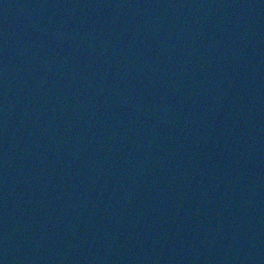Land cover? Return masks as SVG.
<instances>
[{
	"label": "water",
	"instance_id": "obj_1",
	"mask_svg": "<svg viewBox=\"0 0 264 264\" xmlns=\"http://www.w3.org/2000/svg\"><path fill=\"white\" fill-rule=\"evenodd\" d=\"M0 264H264V0H0Z\"/></svg>",
	"mask_w": 264,
	"mask_h": 264
}]
</instances>
